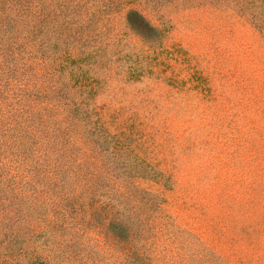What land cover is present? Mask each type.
<instances>
[{
    "label": "rangeland",
    "instance_id": "obj_1",
    "mask_svg": "<svg viewBox=\"0 0 264 264\" xmlns=\"http://www.w3.org/2000/svg\"><path fill=\"white\" fill-rule=\"evenodd\" d=\"M0 264H264V0H0Z\"/></svg>",
    "mask_w": 264,
    "mask_h": 264
},
{
    "label": "trees",
    "instance_id": "obj_2",
    "mask_svg": "<svg viewBox=\"0 0 264 264\" xmlns=\"http://www.w3.org/2000/svg\"><path fill=\"white\" fill-rule=\"evenodd\" d=\"M140 20L143 22V19L142 18H140Z\"/></svg>",
    "mask_w": 264,
    "mask_h": 264
}]
</instances>
